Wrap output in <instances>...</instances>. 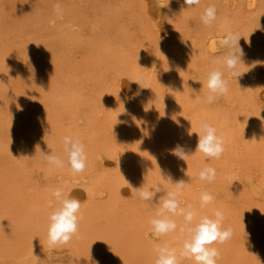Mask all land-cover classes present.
<instances>
[{"label":"rangeland","instance_id":"1","mask_svg":"<svg viewBox=\"0 0 264 264\" xmlns=\"http://www.w3.org/2000/svg\"><path fill=\"white\" fill-rule=\"evenodd\" d=\"M210 5L216 20L206 26L200 16ZM228 31L241 36L237 79L213 63L227 51L219 40ZM214 68L229 92L206 104L203 85ZM201 121L223 135L219 159L195 153ZM66 135L86 145L83 173L67 163ZM37 145L64 167L49 165ZM177 146L193 155L184 161L173 154ZM260 152L264 0H200L191 8L184 0H0V264H155L164 243L179 253L183 217L173 216L177 229L160 238L149 220L181 180V207L192 205L196 220L220 210L233 229L229 241L212 245L217 264H264ZM205 165L216 169L212 183L199 179ZM143 184L160 187L153 201L133 189ZM61 186L82 202L79 236L49 248L48 200ZM203 192L215 198L204 207Z\"/></svg>","mask_w":264,"mask_h":264},{"label":"clouds","instance_id":"2","mask_svg":"<svg viewBox=\"0 0 264 264\" xmlns=\"http://www.w3.org/2000/svg\"><path fill=\"white\" fill-rule=\"evenodd\" d=\"M187 8L200 4V0H184ZM55 11L61 12V5H54ZM202 23L206 26L212 25L216 20V8L210 5L204 9L200 16ZM241 36L232 31H228L219 40V45L227 51L223 56L214 59L213 63L225 67L232 77L236 79L242 75L240 66L244 65L243 49L239 46ZM245 66V65H244ZM139 83V82H137ZM141 86V84L139 83ZM142 87V86H141ZM207 95L203 103L212 104L218 98L223 97L229 92L228 80L224 77L222 71L218 68L210 69L207 73L206 84ZM147 88V87H143ZM62 99V97H59ZM196 132H189V135ZM198 142L196 152H200L206 159H219L224 152L223 135L217 134V129L207 121H201L199 124ZM63 150L67 156V163L73 174L83 173L87 167L86 145L83 141L71 135L62 138ZM39 147V145H37ZM36 147V148H37ZM40 149V147H39ZM41 151V149H40ZM44 159L49 165L56 168H63L64 159L53 153L46 154L41 151ZM173 154L186 161V158L193 154H187L182 146H177ZM199 179L212 183L217 178L216 169L205 165L198 173ZM125 179V178H124ZM170 179V178H169ZM171 180V179H170ZM172 182V181H171ZM173 189L166 192V195L159 198L155 215L149 220L152 235L160 238L174 232L177 229V223L173 216H182L184 226L181 231L187 232V238L184 240L182 248L177 250L169 244L157 245L155 264H180L181 259L194 260L195 264H217L219 250L213 247L214 244H223L233 237L231 226H223L224 214L220 210H213V215H201L196 220V213L192 205L181 207L177 197L186 187L184 181L173 183ZM143 201H153L156 194L160 192V187L155 189L141 186L133 188ZM51 198L48 200V206L52 211L47 217V243L49 248H56L69 244L73 237L79 236L80 220L82 219V202L70 195V190L66 191L64 187L51 189ZM211 193L203 192L200 196L201 206L204 207L214 201ZM195 220V223H193Z\"/></svg>","mask_w":264,"mask_h":264},{"label":"bare ground","instance_id":"3","mask_svg":"<svg viewBox=\"0 0 264 264\" xmlns=\"http://www.w3.org/2000/svg\"><path fill=\"white\" fill-rule=\"evenodd\" d=\"M251 4H252V3H251ZM252 5H253V4H252ZM211 40H212V41L209 43V46H208V47L211 48V49H213V48H215V43H216V42H214V39H213V38H211ZM194 130H195V129H194ZM192 131H193V130H192ZM194 132H196V131H194ZM197 133H198V131H197ZM197 135H198V134H197ZM261 145H262V144H261ZM253 150H254V149H253ZM248 151H249V150H248ZM257 151H258V150H257ZM251 153H252V152H251ZM251 153H250V154H251ZM262 153H264V152H262ZM262 153L260 152V154H262ZM253 155H254V154H253ZM261 156H262V155H261ZM259 157H260V155H259ZM260 158H261V157H260ZM259 160H261V159H259ZM257 162H259V161H257ZM257 162H256V163H257ZM260 163H261V162H260ZM262 168H263V167H262ZM262 173H263V172H262ZM250 183H252V184H251V187H252L253 191L260 192V191H259L260 188L257 186V184L253 183L252 181H251ZM241 244H242V243H241ZM95 249H96V248H95ZM143 253H144V252H143ZM143 253H140V255L143 254ZM133 254H134V253H133ZM152 254H153V253H152ZM140 255H139V256H140ZM155 255H156V254H155ZM139 256H138V254L135 253V257H134V258L139 257ZM96 257H97V256H96ZM142 258H143V257H142ZM142 258H141V259H142ZM141 259H140V260H141ZM152 259L154 260V258H152ZM154 262H155V261H154ZM192 262L194 263V261H192Z\"/></svg>","mask_w":264,"mask_h":264}]
</instances>
